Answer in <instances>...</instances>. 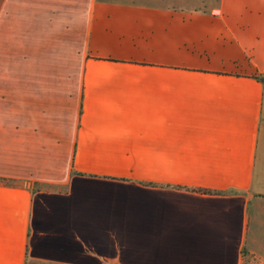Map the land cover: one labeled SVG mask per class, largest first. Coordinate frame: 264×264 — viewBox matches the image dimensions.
<instances>
[{
	"label": "crops",
	"instance_id": "crops-1",
	"mask_svg": "<svg viewBox=\"0 0 264 264\" xmlns=\"http://www.w3.org/2000/svg\"><path fill=\"white\" fill-rule=\"evenodd\" d=\"M264 263V0H0V264Z\"/></svg>",
	"mask_w": 264,
	"mask_h": 264
},
{
	"label": "rangeland",
	"instance_id": "rangeland-1",
	"mask_svg": "<svg viewBox=\"0 0 264 264\" xmlns=\"http://www.w3.org/2000/svg\"><path fill=\"white\" fill-rule=\"evenodd\" d=\"M244 264H264V263H262L260 259H254L253 261H251V258H245Z\"/></svg>",
	"mask_w": 264,
	"mask_h": 264
}]
</instances>
